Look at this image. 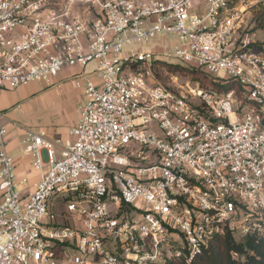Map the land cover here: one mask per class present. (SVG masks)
<instances>
[{
  "label": "built area",
  "instance_id": "obj_1",
  "mask_svg": "<svg viewBox=\"0 0 264 264\" xmlns=\"http://www.w3.org/2000/svg\"><path fill=\"white\" fill-rule=\"evenodd\" d=\"M262 10L264 0H0V93L95 64L73 80L85 102L60 156L44 130L24 139L43 171L28 197L0 111V264L192 262L219 234L263 236ZM166 52L241 90L162 84Z\"/></svg>",
  "mask_w": 264,
  "mask_h": 264
},
{
  "label": "crops",
  "instance_id": "obj_2",
  "mask_svg": "<svg viewBox=\"0 0 264 264\" xmlns=\"http://www.w3.org/2000/svg\"><path fill=\"white\" fill-rule=\"evenodd\" d=\"M94 66V63L67 66L50 82L34 81L0 93V111L5 113L9 127L7 148L14 157L19 179L27 178L26 186L21 190L25 197L34 190L43 171L33 167L32 156L26 151L24 139L29 131L44 130L48 139L61 141L56 146L60 156L62 143L72 139L69 131L79 118L82 98H85L84 91L77 88L73 80L79 73L90 72ZM20 94L23 102L20 101ZM43 100L48 108L47 115L40 113ZM16 106L23 109L22 114L12 111Z\"/></svg>",
  "mask_w": 264,
  "mask_h": 264
},
{
  "label": "trees",
  "instance_id": "obj_3",
  "mask_svg": "<svg viewBox=\"0 0 264 264\" xmlns=\"http://www.w3.org/2000/svg\"><path fill=\"white\" fill-rule=\"evenodd\" d=\"M259 21L261 24L264 23V10L260 13ZM162 67L171 73L192 74L193 79L205 88L217 91L232 88L241 90L239 84L232 79L226 83L217 82L214 76L181 62L158 60L154 66L155 73H159L158 68ZM234 252L238 253V258H234ZM164 264H264V235L250 234L237 240L231 232H225L215 236L209 248L199 254L192 262L176 258Z\"/></svg>",
  "mask_w": 264,
  "mask_h": 264
},
{
  "label": "rangeland",
  "instance_id": "obj_4",
  "mask_svg": "<svg viewBox=\"0 0 264 264\" xmlns=\"http://www.w3.org/2000/svg\"><path fill=\"white\" fill-rule=\"evenodd\" d=\"M133 49H138V48H143L144 50H150L151 48L155 47L153 44H133L131 46ZM173 50V49H172ZM163 58L165 60H168V61H173V62H176L178 61L179 59L175 56H172L170 55L168 52L166 53H163L162 54ZM90 67V65H89ZM158 71H160L159 73H157V77L159 79V81L166 85V86H170L171 84H173L174 82H177L178 84H182L184 86H186L187 83H194V84H199L197 81H195L193 79V75L192 74H185V73H171L169 71H167L166 68L162 67V68H158ZM84 74H87L89 72L87 71H84L83 72ZM219 77L221 78H224L226 76L225 72H220L218 74ZM20 101L23 102V100L21 99L22 98V95L20 94ZM83 101V102H82ZM82 103L85 102V98L83 97L82 98ZM62 107V106H61ZM13 112H16L18 115L19 114H22L23 113V109L19 108V107H14L12 109ZM40 113L41 115H47L49 114L48 112V108H47V105H45L44 103V100L41 101V107H40ZM49 116V115H48ZM50 117V116H49ZM46 119V118H45ZM26 186L25 182L24 183H20L19 185V190H23L24 187Z\"/></svg>",
  "mask_w": 264,
  "mask_h": 264
}]
</instances>
